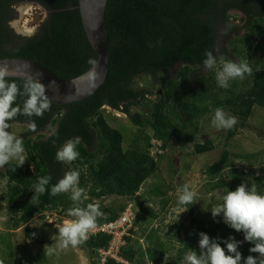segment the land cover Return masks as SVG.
Here are the masks:
<instances>
[{
	"label": "trees",
	"instance_id": "16d2710c",
	"mask_svg": "<svg viewBox=\"0 0 264 264\" xmlns=\"http://www.w3.org/2000/svg\"><path fill=\"white\" fill-rule=\"evenodd\" d=\"M19 1L37 3L47 12V19L31 37L17 36L8 28L9 6ZM230 10L242 12L248 23L244 35L230 40L231 51L222 57L245 61L252 68V74L230 81V86L222 89L216 84L214 70L203 72V60L205 50L215 55L219 24L225 25L227 33H237L238 29L230 21L235 15H230ZM105 26L109 39L105 81L81 101L65 105L51 103L50 110L42 117H32L36 130L28 129L22 134L26 163L19 165L11 161L0 167V185L5 181L6 188L5 197L0 192V207L5 200L11 209V229L27 225L34 217L44 218L51 212L61 217L60 220L72 219L67 214L73 206L70 192L52 195L51 188L73 169L80 171L79 186L86 190L83 205L108 196L128 198L135 202L141 214L156 219L157 213L144 203L138 192L159 168L157 153L165 151L171 139L179 144H190L194 154L212 151L211 140L199 143L196 137L199 121L218 107L228 110L239 121V126L236 124L227 130V140L239 127L245 126L254 106L264 109V44L261 40L264 0H107ZM258 51L260 54L256 56ZM10 57L36 61L63 79L77 77L88 70L92 66L88 61H95L96 53L84 33L78 0H0V58ZM216 68L219 69L218 65ZM173 70L174 77H168ZM158 73L167 74L168 78L157 99L146 101L147 93L134 86L136 80ZM6 79L21 86L26 80ZM22 99L18 98L17 102ZM140 105L147 106L148 117L130 112L132 106ZM102 107L120 110L132 125L142 130L149 128L151 140L145 136L144 145H140L138 139L128 146L122 145L123 134L111 126L117 118H108L107 110ZM28 120L18 116L9 124L20 122L28 128ZM52 128L56 129V136H50ZM77 136L81 138L80 158L73 162L56 161L57 149ZM157 143L160 152L153 156L151 149ZM252 157L244 155L249 163ZM233 165L230 151L224 149L219 158L204 169L210 190L221 189L223 196L227 190L246 182ZM260 170L264 173V167ZM42 176L50 177L46 191L31 200L32 187ZM252 185L264 193V175L254 177ZM127 206L114 210L100 205L102 216L96 225L115 220ZM225 232L243 240L241 232L229 227ZM128 233L119 256L126 264H147L145 254L134 248L132 227ZM228 236L221 234L222 238ZM110 240L111 236L104 233L88 235L80 247L87 250L90 264H99L94 260L96 251L107 248ZM251 246L244 242L238 248L242 257L259 255L248 251ZM159 253L157 264L163 256L162 250ZM104 264L124 263L108 258Z\"/></svg>",
	"mask_w": 264,
	"mask_h": 264
},
{
	"label": "rangeland",
	"instance_id": "374dc122",
	"mask_svg": "<svg viewBox=\"0 0 264 264\" xmlns=\"http://www.w3.org/2000/svg\"><path fill=\"white\" fill-rule=\"evenodd\" d=\"M229 14L235 15L230 18V21L238 30L236 34L227 33L223 23L218 25V37L222 44L215 48V56L218 59L219 68L225 61L222 56L231 51L230 40L237 35L243 36L248 23L247 16L242 12L230 10ZM46 19L47 12L41 5L19 1L9 6L6 22L13 34L20 37H31ZM261 40L264 43V35ZM259 54V51L256 52V56ZM203 72L206 73V69H203ZM174 73L175 70L168 77L173 78ZM168 77L167 74L162 73L155 76L143 75L136 80L134 86L142 88L147 93L146 101L152 102L161 93V88ZM147 106L150 107L151 104ZM147 106H132L130 112H138L143 117H148ZM102 109L107 110L108 118H117L116 121L111 122V126L123 134L122 145L128 146L137 139L140 145H144L143 137L145 136L150 137L151 140L152 132L149 128L142 130L132 125L129 117L120 110L111 107H102ZM224 111L227 115H231L228 110ZM213 115L214 111L199 121V131L196 137L199 143L211 140L214 145L212 151L194 154L190 144H179L175 139H171L165 151L161 153H157L160 152L159 143L151 149L153 156L157 154L160 156L159 168L142 185L138 193L142 196L144 203L157 213L156 219L141 214L135 202L128 198L108 196L91 201L99 207L100 205L109 206L114 210L125 205L132 206L134 220L131 227L134 248H139L145 254L147 264H157L161 250L163 256L159 264H182L186 252L190 249L198 250V232H205L210 237H214L213 234L215 237H221V234L230 235L229 232H225L226 225L222 222H214L210 213L213 207L221 203V189L210 190V181L203 174L204 169L216 161L224 149L230 151L233 168L241 173V177L249 185L252 184L254 177L264 175L260 170L264 167V109L254 106L245 126L239 127L236 134L229 140L226 139L227 130L217 129L211 124ZM236 124L239 126L238 120ZM8 130L22 137L28 128L24 123L15 122ZM249 154L253 156L250 163L244 158V155ZM26 161L25 156L24 164ZM13 162L19 161L13 160ZM227 171H224L225 175L228 174ZM184 184H188L190 189L196 192L197 203L177 204L180 188ZM0 192L5 197V181L1 182ZM85 198H87L86 194ZM166 200L167 203H165ZM11 216V209L3 200L0 207V261H3V264H90L87 250H83L80 247L81 244L75 247L69 246L56 255L46 254L44 247L50 246L58 239V229L65 222V219L60 220L61 217L58 218L54 212L47 213L44 218L34 217L27 225L19 226L17 229H11ZM219 220L220 217H216V221ZM94 260L98 261L95 258Z\"/></svg>",
	"mask_w": 264,
	"mask_h": 264
},
{
	"label": "clouds",
	"instance_id": "9594fccd",
	"mask_svg": "<svg viewBox=\"0 0 264 264\" xmlns=\"http://www.w3.org/2000/svg\"><path fill=\"white\" fill-rule=\"evenodd\" d=\"M227 27L230 28L231 25ZM156 43H162V41ZM204 56L203 66L209 71H215V80L219 88L227 89L230 81L243 79L246 74H252V68L245 61L225 60L222 67L217 69V59L213 51L205 50ZM88 63L95 64V61L90 59ZM18 98H23L22 102L18 103ZM50 108L51 101L39 82L28 78L22 86L18 85L14 81L7 80L5 70L0 68V167H4L13 160L19 161V165L25 161L23 138L8 130L9 122L18 116L27 117L29 118L28 129L35 131L36 123L31 118L42 117ZM236 123V117L227 115L223 108L219 107L215 109L211 119V124L217 129H232ZM56 135V129H50V136ZM80 144V137L69 138L57 149L56 161L73 162L79 159L78 145ZM79 178L80 171L73 169L66 172L51 188L52 195L70 192L73 206L67 212L72 219L66 220L59 227L58 239L50 246L44 247L49 256L56 255L69 246L75 247L82 244L88 239L89 231L96 227L97 219L102 216L98 204L83 205L86 190L79 186ZM49 182L50 177H39L32 187L34 195L31 200L42 195ZM196 195L188 184H184L180 188L177 204H195L197 203ZM210 213L214 222H222L230 229L241 232L243 240H238L231 234L227 238H221L198 232V250L190 249L186 252L182 264H264V193L258 192L254 185L250 186L246 182H241L234 190H227L222 196V202L213 207ZM216 217H220V220L216 221ZM244 242L252 245L248 249L250 253L259 255L242 257L238 248ZM0 264H3V261H0Z\"/></svg>",
	"mask_w": 264,
	"mask_h": 264
},
{
	"label": "water",
	"instance_id": "95a60500",
	"mask_svg": "<svg viewBox=\"0 0 264 264\" xmlns=\"http://www.w3.org/2000/svg\"><path fill=\"white\" fill-rule=\"evenodd\" d=\"M107 0H78L84 33L96 53L95 64L81 75L63 79L42 64L24 58H0V68L6 78L28 79L39 82L51 103L57 105L81 101L91 95L106 78L109 65V39L105 26Z\"/></svg>",
	"mask_w": 264,
	"mask_h": 264
},
{
	"label": "built area",
	"instance_id": "2783aa9c",
	"mask_svg": "<svg viewBox=\"0 0 264 264\" xmlns=\"http://www.w3.org/2000/svg\"><path fill=\"white\" fill-rule=\"evenodd\" d=\"M70 220V219H65ZM134 220V212L129 205L125 210L113 221L96 225L91 229L88 235L96 233H104L111 236V240L107 248L98 249L96 251L97 260L99 264H104L108 258L114 259L117 262L127 263L119 256L120 247L125 244L124 236L129 235L128 231L131 228Z\"/></svg>",
	"mask_w": 264,
	"mask_h": 264
},
{
	"label": "flooded vegetation",
	"instance_id": "af4514ba",
	"mask_svg": "<svg viewBox=\"0 0 264 264\" xmlns=\"http://www.w3.org/2000/svg\"><path fill=\"white\" fill-rule=\"evenodd\" d=\"M221 44H222V43H221V40H220L219 37H218V39H217V44H216L215 48H216V47H219ZM263 44H264V43H263Z\"/></svg>",
	"mask_w": 264,
	"mask_h": 264
}]
</instances>
